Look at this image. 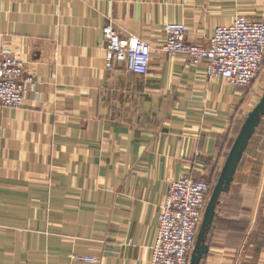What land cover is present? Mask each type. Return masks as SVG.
I'll use <instances>...</instances> for the list:
<instances>
[{"label":"crops","instance_id":"obj_1","mask_svg":"<svg viewBox=\"0 0 264 264\" xmlns=\"http://www.w3.org/2000/svg\"><path fill=\"white\" fill-rule=\"evenodd\" d=\"M239 15L264 20V0H0V47L33 77L0 105V264L150 263L173 181L215 187L264 94L166 53L164 27L207 44ZM109 23L152 45L147 75L108 61ZM205 243L200 264H264V115Z\"/></svg>","mask_w":264,"mask_h":264},{"label":"built area","instance_id":"obj_2","mask_svg":"<svg viewBox=\"0 0 264 264\" xmlns=\"http://www.w3.org/2000/svg\"><path fill=\"white\" fill-rule=\"evenodd\" d=\"M167 38L162 49L169 55H187L194 65L205 64L210 77H222L237 87H246L258 77L264 60V20L237 16L230 24L216 27L207 44L191 43L184 23L170 22L164 27ZM107 59L126 62L138 75L150 71L152 45L131 34L122 39L109 23L103 29ZM25 62L0 47V105L18 108L23 105ZM212 192L211 184L184 173L173 181L161 205L159 228L149 264H190L199 229ZM79 259L96 262L90 256Z\"/></svg>","mask_w":264,"mask_h":264},{"label":"water","instance_id":"obj_3","mask_svg":"<svg viewBox=\"0 0 264 264\" xmlns=\"http://www.w3.org/2000/svg\"><path fill=\"white\" fill-rule=\"evenodd\" d=\"M263 115L264 94L252 111L248 114L245 123L226 160L220 177L211 193L199 229L190 264H200L201 260L205 257V255H207L209 251V246L205 243V235L207 233L208 227L214 220L221 195L228 191L230 184L234 180L238 164Z\"/></svg>","mask_w":264,"mask_h":264},{"label":"rangeland","instance_id":"obj_4","mask_svg":"<svg viewBox=\"0 0 264 264\" xmlns=\"http://www.w3.org/2000/svg\"><path fill=\"white\" fill-rule=\"evenodd\" d=\"M256 79H260L263 83H264V60H263V65H262V69L260 74L258 75V77ZM255 80V79H254ZM261 97V95H260ZM260 97L257 99V102H259ZM257 104V103H256ZM214 186V185H213ZM214 187H212V191H213Z\"/></svg>","mask_w":264,"mask_h":264}]
</instances>
